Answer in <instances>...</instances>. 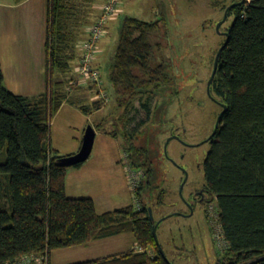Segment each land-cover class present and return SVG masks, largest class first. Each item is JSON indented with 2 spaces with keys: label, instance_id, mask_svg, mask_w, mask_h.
<instances>
[{
  "label": "trees",
  "instance_id": "1",
  "mask_svg": "<svg viewBox=\"0 0 264 264\" xmlns=\"http://www.w3.org/2000/svg\"><path fill=\"white\" fill-rule=\"evenodd\" d=\"M94 3L48 0L45 91L33 96L14 93L5 85L0 63V264H13L30 254H48L51 264L55 249L122 233H133L137 246L73 264H171L161 251L163 247L171 261L160 238L164 220L157 227V242L153 229L159 219L150 214V207L154 211V206L164 204L165 190L152 180L149 145H137L133 133L125 135L131 167L145 174L134 190L137 206L104 213L97 211L92 198L67 194L69 167L60 164L65 155L52 145V119L65 101L78 104L86 114L105 103H76L71 94L82 88L72 83L71 72L81 57L79 41L90 21L88 6L93 9ZM230 3L235 5L228 16L234 15V21L211 85L221 111L224 105L227 109L211 137L205 192L199 201L203 204L206 195L214 199L225 242L213 264H264V0ZM161 32L160 20L129 16L124 21L110 71L124 116L136 100L152 115L151 97L174 81L169 63L157 55L161 44L154 36ZM169 240L173 249H180L170 236Z\"/></svg>",
  "mask_w": 264,
  "mask_h": 264
},
{
  "label": "rangeland",
  "instance_id": "2",
  "mask_svg": "<svg viewBox=\"0 0 264 264\" xmlns=\"http://www.w3.org/2000/svg\"><path fill=\"white\" fill-rule=\"evenodd\" d=\"M97 1L93 9L88 6L90 21L84 25L85 33L93 22L91 20L97 16ZM231 1L123 0L122 11L109 21L110 29L98 64L103 80L102 89L108 91L109 100L92 114L84 113L68 101L52 119V145L60 154L76 153L78 148L75 146L79 139H83L89 124L95 126L97 133L99 131L94 154L109 151L110 146H117L123 153L121 158L126 169L130 161L125 149V135L133 133L137 145H149L155 171L152 180L160 185L159 189L165 190L164 204L161 207L154 206V217L160 220L171 215L162 222L160 238L174 264H213L218 257L217 252L225 250L214 199L206 195L202 204L198 201L201 196L195 193L206 185L205 161L210 142L197 146L187 144L208 138L215 130L221 111L218 99L208 93L207 86L213 71L214 55L226 39L223 32L234 21V15H229L220 29H217L226 11L220 5H228ZM129 16L146 21L160 20L162 23V32L154 36V41L160 42L161 49L157 50V55L169 63L168 70L174 81L151 97L152 115L143 108L141 100H136L134 108L124 116L125 107L119 104L118 93L110 80L121 29ZM76 63L71 72L74 77L77 75ZM89 84L83 85L84 89L71 92L76 103L87 105L97 100L96 90L89 88ZM172 136L176 138L168 141ZM165 146L168 156L165 154ZM127 173L131 179L128 169ZM186 175L187 180L181 193L180 188ZM133 192V202L137 206L134 189ZM169 236L171 242L180 249H173ZM134 242L133 233H124L85 245L58 248L52 251V264H73L100 258L129 249Z\"/></svg>",
  "mask_w": 264,
  "mask_h": 264
},
{
  "label": "crops",
  "instance_id": "3",
  "mask_svg": "<svg viewBox=\"0 0 264 264\" xmlns=\"http://www.w3.org/2000/svg\"><path fill=\"white\" fill-rule=\"evenodd\" d=\"M103 2L104 0H98L95 4L97 15L101 12ZM47 22L48 0H0V63L5 85L14 93L33 96L47 89ZM108 24L110 25V22ZM109 29L108 26V32ZM85 37L86 33L84 32L82 38ZM105 38L100 41L101 48L96 61L98 68L104 52ZM67 103L68 101H65L58 112ZM74 106L79 108L78 104H74ZM98 134L99 131L94 146L97 143ZM102 135L107 134L102 133ZM81 140L79 139V143L77 142L75 146L78 150L82 144ZM110 148L109 151L95 154L92 151L89 159L81 166L69 167L66 172L67 194L70 197L92 198L99 213L113 211L135 203L133 202L134 192L130 177L121 158L123 153L117 146H110ZM72 152L75 153V151ZM136 246L135 239L129 249L121 252L131 250Z\"/></svg>",
  "mask_w": 264,
  "mask_h": 264
},
{
  "label": "built area",
  "instance_id": "4",
  "mask_svg": "<svg viewBox=\"0 0 264 264\" xmlns=\"http://www.w3.org/2000/svg\"><path fill=\"white\" fill-rule=\"evenodd\" d=\"M122 3L123 0H104L98 17L87 28L86 37L79 41L81 57L76 67L77 75L72 83L80 86L89 83L95 84L97 86L96 97L104 102L108 101L110 96L108 91L102 89L103 80L100 69L96 66V59L101 48L100 41L108 34V23L122 11ZM129 165L128 163L127 169L131 176L130 180L133 189L135 190L145 174L142 169H133ZM13 264H49V256L48 254L25 255Z\"/></svg>",
  "mask_w": 264,
  "mask_h": 264
},
{
  "label": "water",
  "instance_id": "5",
  "mask_svg": "<svg viewBox=\"0 0 264 264\" xmlns=\"http://www.w3.org/2000/svg\"><path fill=\"white\" fill-rule=\"evenodd\" d=\"M244 1V0H242ZM235 4H232L230 6H228V8L226 9L225 11V16L224 18L218 23L217 25V29L219 30L220 29V26L225 22V20L227 19L228 17V11L231 9V7H233ZM229 32H230V29H228L227 31L223 32V34L226 35L227 39L226 41L224 42V44L219 48L217 54H216V57H215V61H214V67H213V71H212V74H211V77L210 79L208 80V92L209 94H211V85H212V82L215 78V75H216V72H217V69H218V64H219V58H220V54L223 50V48L225 47V45L227 44V41H228V38H229ZM224 105V104H223ZM227 109V106L224 105V110L220 112L218 118H217V122H216V125H215V130L213 131L212 135L210 137H212L216 130L218 129L219 125H220V121H221V117H222V114L223 112ZM96 135H97V131L95 129V126L92 125V124H89L86 129H85V132H84V137H83V142H82V145H81V148L79 149L78 152L74 153V154H70V155H65L63 157H61L59 159V162L61 165L65 166V167H72L74 165H77V164H80V163H84L85 161H87L89 159V157L91 156V153L93 151V147H94V143H95V139H96ZM176 136H172L168 141H170L172 138H174ZM167 145V144H166ZM165 154L166 156H168V152H167V147L165 146ZM187 180V175L181 185V188H180V192L182 193V190H183V186L185 185V182ZM150 214H151V217L154 219V215H153V210H152V207H150ZM171 215H167L163 218H161L157 223L156 225L154 226V234H155V237H156V240L157 242H159V237H158V233H157V227L159 225V223L164 220L165 218L169 217ZM161 251L163 253V255L166 257V259L171 263V264H174L172 263L168 257L166 256L165 254V251L163 249V247H161Z\"/></svg>",
  "mask_w": 264,
  "mask_h": 264
},
{
  "label": "flooded vegetation",
  "instance_id": "6",
  "mask_svg": "<svg viewBox=\"0 0 264 264\" xmlns=\"http://www.w3.org/2000/svg\"><path fill=\"white\" fill-rule=\"evenodd\" d=\"M232 4H234V3H229L228 5H227V7H226V9L228 8V6H230V5H232ZM225 9V10H226ZM224 10V11H225ZM225 35V34H224ZM207 90H208V86H207ZM209 93V92H208ZM211 95V94H210ZM220 103V102H219ZM221 106V105H220ZM212 135V134H211ZM210 135V136H211ZM208 137V138H204V139H202V140H199V141H197V142H193V143H190V144H187V145H191V146H197V145H199L200 143L202 144V143H204V142H206V141H208V142H210L211 141V137ZM176 138V137H175ZM177 138H180V136L179 137H177ZM204 188L202 189V190H200L199 192H195L196 193V196H201V195H203L204 194ZM204 197V196H203ZM199 201V200H198ZM200 202H201V200H200ZM193 203H191V205H192Z\"/></svg>",
  "mask_w": 264,
  "mask_h": 264
}]
</instances>
